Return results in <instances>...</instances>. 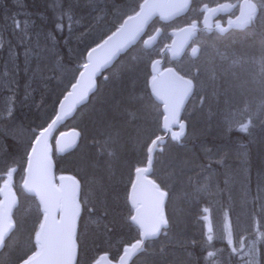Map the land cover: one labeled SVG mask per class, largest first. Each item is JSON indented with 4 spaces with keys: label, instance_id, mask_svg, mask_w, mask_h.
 Here are the masks:
<instances>
[{
    "label": "rangeland",
    "instance_id": "374dc122",
    "mask_svg": "<svg viewBox=\"0 0 264 264\" xmlns=\"http://www.w3.org/2000/svg\"><path fill=\"white\" fill-rule=\"evenodd\" d=\"M83 1H78L80 15L73 20L72 32L69 31L67 39L63 42L64 48L53 52L55 77L51 76V79L53 88H57L53 94L57 103L60 95L68 89L80 71L79 66L84 63V56L88 49L114 31L115 27L120 24L126 15L136 10L141 0H106L109 2V9H105L103 13L101 11L102 3L87 7L85 5L86 0ZM236 1V5L239 6L241 0ZM252 1L259 6L253 26L257 27L260 24L261 28H263L259 31L262 40L264 39V0ZM159 24V22L155 23L152 29ZM209 40L212 41L210 42ZM222 40V37L201 36L204 52L198 58L199 62L196 66H190L192 67L191 69L187 68V73L181 71L188 76L194 74L195 81L192 80L196 83L193 98L190 100L191 103H188L182 114L187 127H185L179 137L171 133L166 143L156 149L151 171V176L159 183V186L167 189L168 199H166L165 203V212L168 216H166L168 223L170 222L169 226L165 228V235L167 236L160 234L159 237L147 242L145 251L138 255L139 257L137 256V259L135 258L133 260L135 262H132V264H190L192 255L186 250V245L190 239L196 240L200 236L211 237L212 222H215L217 231L223 234L225 229L222 221L223 210L214 206L221 194V197H226L227 204L233 209L231 224L234 228V239H236L237 244L234 247L232 238L227 239V243L233 245V251L238 257V263L260 264L259 239L250 235L251 232L243 234V229H248V226L251 229L257 214L264 226V157H260L259 154L261 152L264 154V47L258 45L255 48H248L251 51L245 48L236 50ZM223 43L224 45H222ZM158 48L161 49L160 47ZM207 48L209 52L204 50ZM159 49L158 51L147 50L137 45L129 50L113 67L105 72V79L101 78V76L98 78L99 84H97V88L102 80L109 83H105L101 87L95 102L90 106L91 109L88 107L89 111L93 112L84 111L83 113L85 118L92 121V123L86 126L87 141L83 146L79 147V149L89 147V150L87 149V152L82 154L81 157L79 155L80 158L76 155L78 161L74 164L76 169L81 168V174L76 173L79 180H81V188H83L80 191L81 213L77 234L79 256L76 264H90L100 252H106L110 258L115 259L123 244L129 243L138 237L137 229L129 221L131 213L126 200L133 170L145 164L146 159L144 158L147 155L145 151L148 142L160 131L162 112L159 109L160 105L156 104V101L150 97L146 77L149 73L150 61L156 55L159 56ZM243 50L245 51L243 52ZM64 58L68 60L66 61ZM182 67L186 66L181 65L178 68ZM192 69L197 70V72L194 73ZM248 76L249 78H247ZM199 87L204 88L203 91L200 92ZM122 101L124 109L121 107L120 102ZM8 105L7 97L5 99L0 95V121L5 120L3 116L8 113ZM95 112L97 113L96 118L94 117ZM49 119L50 116L47 120L48 122ZM79 119L77 121L80 122ZM12 120H5V122H7L6 124L14 123L15 121ZM245 124L248 130L244 131V134L255 146V151L253 152L255 155V163L253 164L255 170L253 172L247 171V166L249 167L251 164L247 158L248 152L242 140H235L236 143L234 144L219 142L214 143L215 145L204 144L202 140L206 136L221 138L225 133ZM4 125H0L1 133H5ZM66 127L64 126L63 129ZM32 130L29 132V127L28 129L20 128L18 131L16 129V141L21 140L29 145L32 138ZM178 130L180 129L176 128V131ZM193 138L200 139L196 145L198 150L194 149L195 147L193 148L186 141L193 140ZM225 144L227 145L225 146ZM187 150L188 152H186ZM4 152H0V163L8 157L6 151ZM27 152L24 155L25 159ZM208 152L211 153L209 154ZM201 157L204 158V162L200 163L199 159ZM224 159L228 160L221 165ZM22 160L20 158L18 161L22 167L17 169L13 175L15 187L18 189L17 192L20 198L15 217H13L15 229L14 233H12L13 235H10L6 242L7 248L10 245H16L18 253L21 252L19 256L25 252L26 246L23 244L22 237L20 239L17 237L18 232L22 233V228L28 225L36 214V218H40V210L35 199L22 193L19 189L24 176L22 172L24 171V161ZM83 162L87 166V168L85 167L86 169L83 168ZM213 164H217V166ZM219 165L220 167H218ZM222 168L227 170L228 177L224 175L222 182H220L218 175L215 174ZM0 170L2 174H9L7 169ZM251 176L254 181L253 187L255 188L253 195L247 190V181ZM1 178L0 182L4 177ZM247 194L248 196H246ZM254 203L257 204H255L256 209L253 208ZM209 205L213 208H210ZM242 209L245 210L243 211ZM215 210L220 212L216 213ZM17 222L18 226L16 227ZM235 225L236 227H234ZM245 236L249 238H245ZM214 255H216L215 252ZM219 255L221 260H223V264H227L225 255L221 252ZM19 256L8 255V253L2 251L0 253V264L3 263L2 261L14 264V261Z\"/></svg>",
    "mask_w": 264,
    "mask_h": 264
},
{
    "label": "water",
    "instance_id": "95a60500",
    "mask_svg": "<svg viewBox=\"0 0 264 264\" xmlns=\"http://www.w3.org/2000/svg\"><path fill=\"white\" fill-rule=\"evenodd\" d=\"M190 2L191 0H142L134 13L124 18L108 37L85 53V63L79 66L80 71L59 99L51 121L37 136L27 156L20 190L26 195L33 196L39 205L41 220L36 233H40V238L37 239L35 233V251L18 264H24L25 260H29L30 264L76 263L80 183L70 173H56L50 137L59 124L69 118L80 104L87 101L97 86L98 76L141 39L154 18L164 23L170 22L184 15L190 7ZM220 8L211 7L204 12L201 20L202 30H209L211 21L218 13L229 11ZM256 10L249 0H243L237 15L228 18L224 27H215V29H220L221 32L231 28L241 29L254 21ZM196 29V22L193 21L179 29L169 31L172 36L171 42L165 45L161 53L169 49L171 59L179 58L190 40L195 37ZM160 31L157 28L151 36L146 37L143 46L153 47ZM196 51L197 47L194 46L191 53L194 54ZM162 62V58L152 62V76L149 77L148 88L152 97L162 105V130L168 134L172 129L173 134L180 136L185 128L182 122H179V115L190 96L191 85H186L187 80L176 74L172 68L160 71ZM185 88H188L186 94ZM175 126H179L180 130L174 131ZM164 137L159 136L151 140L147 148L145 168H139V172L137 170L134 172L127 194L131 210L130 221L137 228L142 240L145 238V232L161 218L166 220L164 202L167 193L150 177L156 145ZM78 140V131L69 130L59 133L54 143L55 152L65 153L72 150ZM160 192L164 193L163 197L159 195ZM17 206L18 196L12 188V177L7 175L0 184V231L6 233L4 245L14 229L12 216ZM132 217H136V220ZM137 242L132 241L125 245L116 260L109 259L103 252L91 264H131L134 257L142 250V243ZM3 247H0V252Z\"/></svg>",
    "mask_w": 264,
    "mask_h": 264
},
{
    "label": "trees",
    "instance_id": "16d2710c",
    "mask_svg": "<svg viewBox=\"0 0 264 264\" xmlns=\"http://www.w3.org/2000/svg\"><path fill=\"white\" fill-rule=\"evenodd\" d=\"M78 1L79 0H0V95L2 96V98H5V99L7 97V101L9 102L8 113L6 116H3V117H5L6 121H8L9 119H13L12 121H15L14 123H11V124H6L7 122H5V120L0 121V125L5 124L4 125L5 127H3L5 129V133L0 132L1 134L0 135V152L6 151V154H11L10 156H12L13 158H16L14 159L16 163H18L20 158L23 159L22 161H25L24 155L26 154V151L28 148V145L25 144V142H22L19 139H18L19 141H16L17 139L15 137L16 129L18 131L20 128L26 129V127H31L32 129L36 127L39 128L38 126L41 127L42 125L44 127L45 124L43 122L48 120L50 111H51L50 115H53L55 113L54 110L56 109L57 102L55 101L53 97V93L56 92L55 89L57 90V88L55 89L53 88L54 86H52L53 83L51 79V76L55 77L54 75L55 70L53 67L54 65L53 52L59 51V49L64 48L63 42L67 39L70 33L69 31H71V29L73 28V25H74L73 20L77 18V16L80 15L78 11L79 10ZM107 1L106 0H86L85 5L87 7H91V5L94 6L96 4L102 3L101 11L103 13L105 9L107 10L109 9V2ZM256 28L255 26H253V27H250L249 29H245L247 31L234 30L235 33H233V35L221 36L223 39L222 41L225 43L227 42L226 43L227 45L233 46L234 49L236 50H242L244 48L245 49L255 48L258 45H261L262 47H264V39L261 40V33L259 32L263 28H261L260 24ZM41 47H45V48H41ZM240 47L242 48L240 49ZM36 50L37 52L39 51L38 53L41 55V58H42L41 63H38L37 61L30 59L32 55L35 54ZM25 53L30 55V56L27 55V59L23 57L26 55ZM62 55H63V52H62ZM64 60L67 61V58H64ZM43 61H45L46 64H44L45 62ZM144 72H145V69H144ZM34 75H37V76H34ZM112 80L113 78L110 81L111 83H112ZM104 82L109 83L108 81H104ZM104 82L102 81L101 82L102 84L100 83L101 85L98 87L99 89L97 88V90L94 92L95 95L93 94L90 97L89 102L86 103L87 105L84 104L83 106L80 107V109L78 108L77 112L73 116L74 118L73 117L70 118L63 125V128L64 126L65 127L66 126L75 127L77 129L80 127L79 131H80L81 136L77 144L78 146H76L72 151L68 152V154H63V155H59V154L55 155V153L53 154V158L55 161V168L57 172H69V173L72 172V174L76 176H77V173L81 174V168L76 169L74 167V164L78 161L77 158L79 157V155L81 157L82 154L87 152V149L89 150V147H85L81 149H79V147L83 146L85 142L87 141L86 133H85L86 128H87L86 126L92 123V121H89L85 118V115L83 113L84 111H89L90 106L95 102V98L97 94L99 93V91H101V87L105 84ZM62 95H60L59 99L61 98ZM47 97H52V100H53L52 103L54 102L53 106L52 104L45 106L47 104V102L45 101ZM150 97L148 96V98ZM120 103H121V107L124 109L123 101ZM42 107L49 108L46 111L47 113H41ZM90 112L91 110L88 113ZM78 117H81V119H79ZM94 117L95 118L97 117L96 112L94 113ZM78 119L80 120V122L77 121ZM63 128H60V129H63ZM240 129H241V126H238L234 128V130L227 132L228 135L227 134H226L227 136L224 135L225 137L223 136L218 139L210 138V142L208 144L212 145L211 143H219V142L234 144L236 143L235 140L242 139V141L247 144V145L244 144L246 146V149L249 150V152L247 151L248 159L250 160V164H252L249 166V171L253 172L255 170L253 167V164L255 163V160H254L255 155L251 147L252 144L250 145L249 139L244 134L245 132L241 131ZM232 133L234 136L232 135ZM234 133H236V135ZM238 133L241 136L238 135ZM82 140L84 141L81 142ZM186 141L189 145H192L193 147H195L194 149L198 150V147L196 145L198 144L200 139L193 138V140L190 139ZM259 154L261 155V153ZM76 155L78 156L77 158H76ZM249 155L251 159L249 158ZM203 159L204 158L199 159L200 163L204 162ZM61 162H63L64 164L63 163L61 164ZM214 165H217V164H214ZM85 167L87 168V166H85V162H83V168ZM223 197L226 198L225 196ZM224 202L222 203V206H221V209H223L222 218H223V223L225 227L223 231L224 235L221 234L219 231H217L215 224L212 222L213 224L212 231L213 229L214 231L212 232L211 237H201L200 236L199 239H196L197 241L195 239L194 240L190 239L191 242L189 241L188 242L189 244L186 245V247L188 248L186 249L192 255V261L190 262V264H203V263L211 264L212 262H213L212 264L214 263L218 264L219 262H222L221 264H223V260L220 261L221 257L219 255V252L225 255L227 259V263L239 264L237 261L238 257L236 256V253L233 251V245L234 247L236 246V241H235L236 239H234V228L232 224H230V221H232V209L228 204H226V200ZM15 213L16 211L14 212L13 217H15ZM36 216L37 214L30 220V223L28 225L22 228V233L18 232L19 234L17 235L19 239L21 237H22L21 239H23V244L26 246L25 252L21 256H19L21 252L18 253L19 251H17L15 244L10 245L9 248H7V245H6L3 250L6 253H8V255L19 256L14 261V264L19 262L24 257H26L34 249L33 234H34V231L39 221V219H37ZM255 216L256 217L253 220V224L251 227V235L256 236L258 239L260 237L259 239L260 245L258 247H259V256L261 255V258H259V261L261 262L262 260L260 264H264L263 263L264 262V242H263L264 241V226L262 225L259 218L257 217L259 215L257 214ZM256 223L258 224L256 225ZM17 226H18V222L16 224V227ZM230 227H232V229ZM231 238H233L232 239L234 242L233 245H229L227 243V239H231ZM202 239L204 240V242L202 241ZM212 240L213 241L215 240V243ZM207 242L210 244H208ZM203 244L204 245L206 244V245L204 246ZM207 246H208V250H207ZM200 252H203L205 255ZM214 252L216 253V255H214ZM210 253L211 255H209ZM230 255L232 256L230 257ZM204 256H205V259H203ZM207 259L209 260V262L207 261ZM231 259L232 260L234 259L233 262ZM197 261H199V263ZM2 262H3L2 264H12L7 261H2Z\"/></svg>",
    "mask_w": 264,
    "mask_h": 264
},
{
    "label": "bare ground",
    "instance_id": "6f19581e",
    "mask_svg": "<svg viewBox=\"0 0 264 264\" xmlns=\"http://www.w3.org/2000/svg\"><path fill=\"white\" fill-rule=\"evenodd\" d=\"M115 1V0H114ZM118 1V0H117ZM119 1H121V0H119ZM243 0H241L240 1V3H239V5L241 4V2H242ZM72 2V1H71ZM191 2H192V0H191ZM249 2H251L252 3V5L257 9L256 10V14L258 13V11H259V6L257 5V3L256 2H253L252 0H249ZM73 3V2H72ZM74 5V4H73ZM190 5H191V3H190ZM203 6L205 5V4H202ZM60 6V5H59ZM75 6V5H74ZM79 6V5H78ZM138 6H139V4L137 5V8H136V10L138 9ZM71 7H72V5H71ZM76 7V6H75ZM80 7V6H79ZM58 8V7H57ZM54 9V8H53ZM59 9H61V8H59ZM76 10V9H75ZM84 10V9H83ZM82 10V11H83ZM135 10V11H136ZM60 11V10H59ZM81 11V10H80ZM134 12V11H133ZM132 12V13H133ZM132 13H130V14H128V15H126L124 18H126L127 16H129V15H131ZM187 13H185L184 14V16L186 15ZM123 18V19H124ZM179 17H177V18H174L173 20H175V19H178ZM123 19H122V21H123ZM202 20V19H201ZM201 20H200V22H199V24L200 25H198V22H196V34L199 32V31H202V24H201ZM121 21V22H122ZM74 22V21H73ZM120 22V23H121ZM157 22H159V23H162L160 20H158L157 18H154L152 21H151V23H157ZM252 22L253 21H251L250 22V24H248V25H246V26H244L243 28H241V29H235V28H231V29H228L227 31H229V30H245V29H247L248 27H250V26H253L255 23L253 22V24H252ZM119 25V24H118ZM117 25V26H118ZM72 27V26H71ZM157 27V26H156ZM258 27V26H257ZM256 28V27H255ZM71 29V28H70ZM115 29H116V27H115ZM114 29V30H115ZM249 29V28H248ZM257 29V28H256ZM255 29V30H256ZM220 29H215V31H212V32H214V33H211V34H207V33H209V32H211V30H207V32L206 33H202V34H200V36H199V38L201 39V36H203V35H206V36H216V37H221V36H223V35H226V32H221V31H219ZM75 31V30H74ZM245 31H247V30H245ZM72 32V31H71ZM113 32V31H112ZM111 32V33H112ZM111 33H109L106 37H108ZM235 33V32H234ZM233 35V34H232ZM37 37V36H36ZM73 37V36H72ZM105 37V38H106ZM229 38V37H228ZM32 39V38H31ZM230 39V38H229ZM228 39V40H229ZM14 40V39H13ZM12 40V41H13ZM10 41V40H9ZM31 41V40H30ZM208 41V40H207ZM210 41V40H209ZM212 41V40H211ZM210 41V42H211ZM217 41V40H216ZM14 42V41H13ZM101 42V41H100ZM100 42H98V43H100ZM204 42V41H203ZM214 42H215V40H214ZM28 43H30V42H28ZM51 43H52V41H51ZM97 43V44H98ZM227 43V42H226ZM15 44V43H14ZM97 44H95V45H97ZM52 45V44H51ZM95 45H93V46H95ZM138 45H140V46H142V48H144V49H147V50H150L151 48H145L144 46H143V44H138ZM222 45H224V43L222 44ZM222 45H220V46H222ZM53 46V45H52ZM92 46V47H93ZM137 46V45H136ZM209 46V45H208ZM215 46V45H214ZM213 46V47H214ZM92 47H90V48H92ZM165 47V45L160 49V52H159V56H155L154 58H152V60L150 61V64H149V75H148V77H147V86H148V80H149V77L150 76H152L151 75V64H152V62L154 61V60H156V59H160V58H162L163 59V62H162V64H161V66H160V71H162V70H164V69H167V68H172L174 71H175V73L176 74H178L180 77H182V78H184V79H186L187 81H191V93H190V96L188 97V99H187V101H186V103L184 104V106H183V108H182V110H181V112H180V115H179V122H182V124H183V126H184V128L185 127H187L186 126V121L182 118V114L184 113V111H185V108L187 107V105H188V103L190 102V100L193 98V93H194V91H195V88H196V83H194L193 82V80L195 81V75L193 74V75H191V76H188V75H186V74H184V73H182V72H179L178 70H177V68H175V66L173 65V64H169V63H167V61H170V62H172V61H175V60H178V59H181V57L184 55V54H187V56H188V58L189 59H191V60H196V59H198L200 56H201V54H200V56H199V53H198V47H197V51H196V53H191V50H192V48L194 47H191V49L189 50V51H185L186 50V48L187 47H185L184 48V50H183V52H182V54H181V56L179 57V58H176V59H171L170 58V56H169V49H167L166 51H164L163 53H161V51H162V49ZM227 47V46H226ZM253 47V46H252ZM40 48V47H39ZM41 48H45V47H41ZM89 48V49H90ZM203 44H202V51H203ZM219 48V47H218ZM88 49V50H89ZM35 50V49H34ZM40 50V49H39ZM43 50V49H42ZM46 50V49H45ZM44 50V51H45ZM205 51L206 50H208V48L207 49H204ZM220 50V49H219ZM223 50V49H222ZM249 50V49H248ZM218 51V50H217ZM245 50H243V52H244ZM249 51H251V50H249ZM249 51H248V53H249ZM39 52V51H38ZM37 52V50L35 51V54H33L32 55V57L30 58V59H32V60H35V61H37L38 63H41V60H42V58H41V55L39 54ZM204 52V51H203ZM208 52H209V50H208ZM233 52V51H232ZM242 52V51H241ZM214 53V52H213ZM212 53V54H213ZM225 53V52H224ZM26 54V53H25ZM45 54V53H44ZM206 54V53H205ZM204 54V55H205ZM246 54V53H245ZM27 55H29V54H26L25 56H23L25 59H27ZM251 55V54H250ZM257 55V54H256ZM30 56V55H29ZM124 56V55H123ZM210 56H212V55H210ZM241 56H242V54H241ZM244 56V55H243ZM246 56V55H245ZM43 57H45V56H43ZM208 57V56H207ZM255 57V56H254ZM253 57V58H254ZM256 57H258V56H256ZM204 58H206V57H204ZM211 58V57H210ZM123 59V58H122ZM248 59H249V57H248ZM251 59V58H250ZM256 59V58H255ZM68 60V59H67ZM203 60V59H202ZM201 60V61H202ZM205 60V59H204ZM212 60V59H211ZM49 61V60H48ZM200 61V62H201ZM240 61V60H239ZM242 61V60H241ZM43 62H45V61H43ZM199 62V61H198ZM197 62V63H198ZM213 62V61H212ZM215 62V61H214ZM25 63V62H24ZM36 63V62H35ZM67 63V62H66ZM34 64V63H33ZM44 64H46V62L44 63ZM205 64V63H204ZM240 64V63H239ZM117 65V64H116ZM212 65V64H211ZM18 66V65H17ZM25 66V65H24ZM43 66V65H42ZM196 66V65H195ZM30 67V66H29ZM47 67V66H46ZM200 67V66H199ZM210 67V66H209ZM212 67V66H211ZM19 68V67H18ZM33 69V68H32ZM216 69V68H215ZM219 69V68H218ZM193 70V69H192ZM198 70H200V69H198ZM28 71H30V70H28ZM194 71V70H193ZM201 71V70H200ZM105 72L106 71H103L99 76H98V78L101 76V78H104L105 79V77H106V74H105ZM196 72H197V70H196ZM210 72V71H209ZM41 73V72H40ZM264 73V72H263ZM29 76H30V74H29ZM34 76H37V75H34ZM33 76V77H34ZM199 76V75H198ZM202 76V75H201ZM32 77V76H31ZM100 78V79H101ZM108 78H109V76H108ZM247 78H249V76L247 77ZM258 78H259V76H258ZM40 79V78H39ZM193 79V80H192ZM107 80V79H106ZM247 80V79H246ZM253 80V79H252ZM103 81V80H102ZM101 81V82H102ZM261 81V80H260ZM28 82H30V81H28ZM100 82V81H99ZM100 82V83H101ZM104 82V81H103ZM244 82V81H243ZM105 83V82H104ZM201 83H202V81H201ZM200 83V84H201ZM97 84H99L98 83V81H97ZM102 84V83H101ZM100 84V85H101ZM205 84V83H204ZM243 84V83H242ZM257 85V84H256ZM205 86V85H204ZM247 87V86H246ZM245 87V88H246ZM263 87V86H262ZM200 88V92L201 91H203V89L204 88H201V87H199ZM96 89H97V86H96V88H95V90L89 95V97H88V99H87V101L86 102H84V103H82V104H80L76 109H75V111H74V113L69 117V118H67L63 123H61V124H59L57 127H56V129L53 131V134L51 135V137H50V145H51V147H52V157H53V154L55 153V155L56 154H59V155H63V154H68V152H70V151H72L76 146H78L77 144H76V146L72 149V150H70V151H67V152H65V153H57V152H55V149H54V143H55V140H56V137H57V135L59 134V133H61V132H66V131H69V130H74V131H78V134H79V139H80V131L78 130V129H76V128H73V127H66L65 129H60V128H63V125L65 124V122H67V120H69L70 118H72L74 115H75V113L77 112V110H78V108L80 109V107L81 106H83L84 104H86L87 102H89V99H90V97H91V95L96 91ZM99 89V88H98ZM261 89V88H260ZM60 90V89H59ZM68 90V89H67ZM66 90V91H67ZM65 91V92H66ZM148 91H149V88H148ZM234 91V90H233ZM251 92V91H250ZM54 94V93H53ZM64 94V93H63ZM149 94H150V92H149ZM62 95V94H61ZM95 95V94H94ZM150 96H151V98L154 100V101H156L153 97H152V95L150 94ZM255 96V95H254ZM59 99V98H58ZM262 100V99H261ZM46 102H47V104L45 105V106H48V105H51L52 104V106H53V104H54V102L52 103V97H47V99L45 100ZM193 101V100H192ZM191 103V102H190ZM156 104H159L160 105V108L159 109H161V104L160 103H158L157 101H156ZM87 105V104H86ZM53 108V107H52ZM42 109V112L41 113H45L49 108H46V107H42L41 108ZM54 109V108H53ZM91 109V108H90ZM188 109V108H187ZM53 112V111H52ZM54 112H55V110H54ZM160 112H162V110L160 111ZM197 112V111H196ZM186 113V112H185ZM78 114V113H77ZM54 115V114H53ZM53 115H49L50 116V119H49V122L51 121V119H52V117H53ZM87 115V114H86ZM185 115V114H184ZM45 117V116H44ZM162 117H163V113H162V116H161V125L159 126L160 127V131H159V133H157L155 136H153V138L151 139V140H153V139H155L156 137H159V136H161V137H163V136H165L164 137V139H162L160 142H158L157 143V145H156V149L158 148V147H160L161 145H163L164 143H166V141H167V138L169 137V135L172 133L171 131H172V129L170 130V133H168V134H166V132L164 131V130H162ZM74 118V117H73ZM79 118V117H78ZM49 122L47 121L46 123H45V121L43 122L44 124H45V126L43 127V125L41 126V127H39V128H36V129H33L32 130V138L30 139V142H29V145H30V148H29V150H28V152H27V155H26V159H25V161H24V163H23V165H24V171H22V168H21V171L25 174V163H26V161H27V156H28V153H29V151H30V149H31V146L33 145V143L35 142V140H36V138H37V136L40 134V132L41 131H43L44 129H45V127L49 124ZM48 123V124H47ZM157 123H159V122H157ZM73 126V125H72ZM217 126V125H216ZM222 126H224V125H222ZM34 127V126H33ZM190 127H192V126H190ZM227 127V126H226ZM234 127H236V126H234ZM27 129H28V127H26ZM176 128H179V126H175V127H173V130L174 131H176ZM31 127H29V132L31 131ZM180 129V128H179ZM231 129H233L232 127H231ZM234 130V129H233ZM189 132V131H188ZM186 133V132H185ZM247 133V132H246ZM34 134H35V136H34ZM188 134V133H187ZM227 133H225L224 135H226ZM235 135H236V133H234ZM1 135V134H0ZM189 135V134H188ZM188 135H187V138H188ZM228 135V134H227ZM226 135V136H227ZM232 135H233V133H232ZM238 135H240L239 133H238ZM247 135V134H246ZM186 136V135H185ZM234 136V135H233ZM241 136V135H240ZM34 137V138H33ZM171 137H172V135H171ZM174 137V136H173ZM179 137V136H178ZM222 137V136H221ZM225 137V136H224ZM239 137V136H238ZM192 138V137H191ZM231 138V137H230ZM235 138V137H234ZM173 139H175V138H173ZM202 139V138H201ZM218 139V138H217ZM244 139V138H243ZM151 140L148 142V145H147V148H148V146H149V144H150V142H151ZM204 142V144H208L209 142H210V137L209 136H206L204 139H202ZM224 140H225V138H224ZM233 140V139H232ZM242 140V139H241ZM226 141H228V140H226ZM249 141H250V145L252 144V142H251V140L249 139ZM78 142H79V140H78ZM215 142V141H214ZM3 143V142H2ZM173 143V142H172ZM194 143V142H193ZM192 143V144H193ZM223 143V142H222ZM225 143V142H224ZM211 144H214V143H211ZM228 144V143H227ZM227 144H225V146L227 145ZM244 144H246L245 142H244ZM257 144H259V143H257ZM29 145H28V147H29ZM174 145V144H173ZM215 145V144H214ZM240 145V144H239ZM242 145V144H241ZM247 145V144H246ZM177 146V145H176ZM186 146H188V145H186ZM258 146V145H257ZM260 146V145H259ZM185 147V146H184ZM229 147H230V145H229ZM235 147H236V145H235ZM241 147H243V146H241ZM251 147H252V149H253V152L255 151L254 150V147L255 146H253V145H251ZM147 148H146V154H147ZM192 148V147H191ZM194 148V147H193ZM225 148V147H224ZM28 149V148H27ZM156 149H155V151H156ZM179 149V148H178ZM209 149H211V148H209ZM213 149V148H212ZM211 149V150H212ZM173 150V149H172ZM192 150V149H191ZM235 150V149H234ZM244 150V149H243ZM246 150V149H245ZM258 150H259V148L257 149V152H258ZM155 151H154V154H155ZM196 151V150H195ZM206 151V150H205ZM247 151L249 152V150L247 149ZM177 152V151H176ZM186 152H188V150L186 151ZM244 152V151H243ZM184 153V152H183ZM207 153V152H206ZM209 154L211 153V152H208ZM154 154H153V159H154ZM192 154V153H191ZM253 154V153H252ZM11 154H7V156L8 157H6L5 158V161H2V163H0V169H7L8 170V172H9V174H7V173H3L2 174V172H1V170H0V178L2 177H4V179H5V177L8 175V176H11L12 177V188H13V190L15 191V193H17V187H15V182H14V178H13V175H14V173H15V171L17 170V169H19L20 167H22V166H20V162H18V163H16L15 161H14V159H13V157L12 156H10ZM71 155V154H70ZM145 155V154H144ZM144 155H142V156H144ZM164 155V154H163ZM168 155V154H167ZM175 155V154H174ZM199 155V154H198ZM66 156V155H65ZM67 156H69V155H67ZM165 156V155H164ZM172 156V155H171ZM264 157V154L261 152V155H260V157ZM12 157V158H11ZM57 157V156H56ZM156 157V156H155ZM176 157V156H175ZM2 158V157H1ZM19 158V157H18ZM58 158V157H57ZM65 158V157H64ZM173 158V157H172ZM202 158V157H201ZM222 158V157H221ZM227 158V157H226ZM248 158V157H247ZM249 158H250V155H249ZM54 159V158H53ZM63 159V158H62ZM67 159V158H66ZM66 159H64V160H66ZM144 159H146L145 160V164H146V161H147V155H146V158H144ZM162 159H163V157H162ZM198 159V158H197ZM251 159V158H250ZM61 160V159H60ZM156 160V159H155ZM168 160V159H167ZM221 160V159H220ZM220 160H218V162H220ZM228 160V159H227ZM226 159H224L222 162H221V165H222V163L223 162H225V161H227ZM255 160V159H254ZM232 161V160H231ZM64 162H66V161H64ZM212 162V161H211ZM250 162V161H249ZM257 162H258V160H257ZM260 162V161H259ZM63 162H61V164H62ZM155 163V162H154ZM157 163V162H156ZM64 164V163H63ZM142 164V163H141ZM145 164L144 165H140V166H138V167H136L134 170H133V176H134V172L137 170V169H139V168H145ZM219 164V163H218ZM230 164V163H229ZM228 164V165H229ZM260 164V163H259ZM214 165V164H213ZM252 165V164H251ZM152 166H153V162H152V164H151V171H152ZM156 166V165H155ZM192 166V165H191ZM190 166V167H191ZM215 166H217V165H215ZM215 166H213V167H215ZM224 166V165H223ZM250 166V165H249ZM219 167H220V165H219ZM262 167V166H261ZM217 168V167H216ZM195 169V168H194ZM196 169H198V168H196ZM200 169V168H199ZM209 169V168H208ZM225 169V168H224ZM223 168H222V170H220L219 172H217L215 175H218L217 177H218V179H219V181L220 182H222V177H224V175H226L227 176V170H224ZM228 169V168H227ZM252 169V168H251ZM250 169V170H251ZM264 169V168H263ZM55 170H56V168H55ZM191 170H192V168H191ZM190 170V171H191ZM211 170V169H210ZM214 170V169H213ZM245 170V169H244ZM76 171H78V170H76ZM243 171V170H242ZM247 171H249V167L247 166ZM263 171V170H262ZM21 172V173H22ZM57 172V171H56ZM74 172V171H73ZM205 172V171H204ZM250 172V171H249ZM252 172V171H251ZM257 172V171H256ZM57 173H64V172H57ZM72 173V172H71ZM156 173H158V172H156ZM215 173V172H214ZM247 173V172H246ZM152 174V173H151ZM150 174V175H151ZM4 175V176H3ZM20 175V174H19ZM201 175H202V173H201ZM251 175V174H250ZM261 175V174H260ZM133 176H132V179H133ZM199 176V175H198ZM205 176H207V175H205ZM249 176V175H248ZM18 177V176H17ZM16 177V178H17ZM24 177V176H23ZM153 177V176H152ZM200 177H202V176H200ZM215 177V176H214ZM228 177V176H227ZM1 178V179H2ZM82 178V177H81ZM80 178V179H81ZM209 178V177H208ZM252 178V176L250 177V179L247 181V190H249L251 193L250 194H252L253 195V193L255 192V188L253 187V180L251 179ZM3 179V180H4ZM263 179V178H262ZM2 180V181H3ZM215 180H216V178H215ZM246 180H247V178H246ZM1 181V182H2ZM23 181V180H22ZM132 181V180H131ZM218 181V182H219ZM1 182H0V184H1ZM17 182V181H16ZM155 182H157L156 180H155ZM204 182V181H203ZM208 182V181H207ZM256 182V181H255ZM263 182H264V180H263ZM22 183V182H21ZM79 183H80V188H79V193H78V202H79V206H80V212H81V204H80V191H81V189H83V188H81V180H79ZM211 183V182H210ZM131 184V183H130ZM157 184L159 185V183L157 182ZM226 184V183H225ZM130 186V185H129ZM221 186V185H220ZM219 186V188H221ZM225 187V186H224ZM21 188V185H20V187H19V189ZM128 188V187H127ZM259 188V187H258ZM167 190V189H166ZM263 190V189H262ZM128 191H129V189H128ZM228 191V190H227ZM222 192V191H221ZM257 192V191H256ZM167 193V192H166ZM210 193V192H209ZM212 193V192H211ZM229 193V192H228ZM168 196V195H167ZM166 196V199H168V197ZM221 196H222V194H221ZM219 197V200H218V202H216V204L214 205L215 207L217 206V207H219L220 209H221V206H222V203L226 200V198H224V197ZM246 196H248V194L246 195ZM251 196V195H250ZM253 197V196H252ZM225 200H224V199ZM247 198V197H246ZM254 198V197H253ZM233 199V198H232ZM214 200H215V198H214ZM217 200V199H216ZM244 200V199H243ZM251 200V199H250ZM254 200V199H253ZM199 201V200H198ZM126 202H127V200H126ZM208 202V201H207ZM237 202V201H236ZM250 202V201H249ZM26 203V202H25ZM83 203V202H82ZM209 203V202H208ZM207 203V204H208ZM225 203V202H224ZM248 203V202H247ZM252 203V202H251ZM196 204V203H195ZM200 204V203H199ZM204 204V203H203ZM226 204H227V202H226ZM225 204V205H226ZM185 205V204H184ZM197 205H198V203H197ZM205 205V204H204ZM241 205V204H240ZM239 205V206H240ZM255 205V204H254ZM253 205V208H255V206ZM261 205V204H260ZM83 206V205H82ZM179 206H181V205H179ZM183 206V205H182ZM201 206V205H200ZM233 206V205H232ZM248 206V205H247ZM189 207V206H188ZM202 207V206H201ZM209 207L210 208H213L212 206H210L209 205ZM229 207V206H228ZM236 207V206H235ZM183 208H184V206H183ZM197 208H199V207H197ZM204 208V207H203ZM208 208V207H207ZM223 208V207H222ZM243 208V207H242ZM247 208V207H246ZM259 208H262V207H259ZM209 209V208H208ZM225 209V208H224ZM249 209V208H248ZM214 210V209H213ZM223 210V209H222ZM227 210V209H226ZM233 210V209H232ZM235 210V209H234ZM243 210V209H242ZM245 210V209H244ZM243 210V211H244ZM192 211V210H191ZM216 211V210H215ZM250 211V210H249ZM198 212H200V211H198ZM217 212H220V211H216V213ZM253 212V211H252ZM177 213V212H176ZM196 213H197V211H196ZM229 213V212H228ZM234 213V212H233ZM239 213V212H238ZM194 214H195V210H194ZM254 214V213H253ZM256 214V213H255ZM245 215V214H244ZM262 215V214H261ZM166 216H167V214H165V218H166ZM191 216V215H190ZM194 216V215H193ZM196 216V215H195ZM200 216V215H199ZM253 216V215H252ZM130 217H131V215H130ZM130 217H129V221H130ZM168 217V216H167ZM187 217V216H186ZM209 217H210V215H209ZM219 217H221V216H219ZM245 217V216H244ZM256 217V216H255ZM258 217V216H257ZM196 218V217H195ZM229 218V217H228ZM249 218H250V216H249ZM223 219V218H222ZM214 220V219H213ZM230 220V219H229ZM257 220V219H256ZM166 221H167V223L165 224V225H161V227H160V230H159V232L157 233V235L156 236H154V237H145L143 240L141 239V237H140V235H139V233H137L138 234V237L136 238V239H134V240H132V241H142V250L138 253V255H140L141 253H143L144 251H145V246H146V243L147 242H149L150 240H154L156 237H159V235L161 234H164V233H166V230H165V228L166 227H168L169 226V223H168V220H167V218H166ZM199 221V220H198ZM223 221V220H222ZM251 221V220H250ZM131 222V221H130ZM220 222V221H219ZM237 222V221H236ZM235 222V223H236ZM249 222V221H248ZM210 223V222H209ZM215 223V222H214ZM239 223V222H238ZM237 223V224H238ZM245 223V222H244ZM251 223V222H250ZM259 223V222H258ZM258 223H256V225L258 224ZM263 223V222H262ZM230 224H231V221H230ZM247 224V223H246ZM129 225V224H128ZM171 226H172V224H171ZM212 226H213V224H212ZM239 226V225H238ZM130 227V226H129ZM234 227H236V225L234 226ZM245 227V226H244ZM130 228H134L133 226L132 227H130ZM196 228H198L197 226H196ZM205 228V227H204ZM211 228H213V227H211ZM217 228V227H216ZM231 229H232V227H230ZM14 229H15V223H14ZM170 229V228H169ZM219 229V228H218ZM237 229V228H236ZM253 229V228H252ZM112 231V230H111ZM176 231V230H175ZM213 231H214V229H213ZM212 231V232H213ZM232 231V230H231ZM238 231L240 232V230L238 229ZM255 231V230H254ZM257 231V230H256ZM198 232V231H197ZM249 232H251V229H250V227L248 226V229H246V230H244L243 229V234H246V233H249ZM134 233V232H133ZM200 233V232H199ZM232 233V232H231ZM237 233V232H236ZM254 233V232H253ZM136 234V235H137ZM197 234V233H196ZM207 234H209V233H207ZM11 235V234H10ZM9 235V236H10ZM136 235H135V237H136ZM165 235V234H164ZM171 235H173V234H171ZM175 235V234H174ZM216 235V234H215ZM224 235V234H223ZM251 235V234H250ZM260 235V234H259ZM8 236V237H9ZM165 236H167V235H165ZM169 236H170V234H169ZM193 236V235H192ZM129 237V236H128ZM133 237H134V235H133ZM217 237H219V236H217ZM249 238L248 236H245V238ZM251 237V236H250ZM127 238V237H126ZM130 238V237H129ZM191 238V237H190ZM215 238V237H214ZM233 239V238H232ZM256 239V238H255ZM259 239H260V237H259ZM178 240V239H177ZM194 240V239H193ZM223 240V239H222ZM251 240V239H250ZM253 240V239H252ZM131 241V242H132ZM197 241V240H196ZM202 241L204 242V240L202 239ZM213 241V240H212ZM238 241V240H237ZM255 241V240H254ZM258 241V240H257ZM131 242H129V243H125V244H123L122 246H121V250L120 251H118L119 253H117V255H116V257L121 253V251H122V248L125 246V245H128V244H130ZM191 242V241H190ZM202 242V243H203ZM214 243H215V240L213 241ZM264 242V241H263ZM198 243V242H197ZM197 243H195V244H197ZM208 243V242H207ZM214 243H212V244H214ZM220 243H221V241H220ZM234 243V242H233ZM257 243V242H256ZM260 243V242H259ZM149 244V243H148ZM189 244V243H188ZM208 244H210V243H208ZM217 244V243H216ZM215 244V245H216ZM227 244V243H226ZM237 244V243H236ZM200 245V244H199ZM204 245V244H203ZM206 245V244H205ZM204 245V246H205ZM260 245V244H259ZM183 246V245H182ZM201 246V245H200ZM199 246V247H200ZM212 246V245H211ZM214 246V245H213ZM244 246V245H243ZM262 246V245H261ZM148 247V246H147ZM210 247V246H209ZM221 247V246H220ZM228 247V246H227ZM236 247V246H235ZM102 248V247H101ZM165 248V247H164ZM179 248V247H178ZM183 248V247H182ZM196 248V247H195ZM214 248V247H213ZM188 249V248H187ZM186 249V250H187ZM199 249V248H198ZM215 249V248H214ZM218 249V248H217ZM224 249V248H223ZM207 250H208V246H207ZM99 251V250H98ZM185 251V250H184ZM188 251V250H187ZM204 251H206V250H204ZM262 251V250H261ZM148 252V251H147ZM194 252V251H193ZM192 252V253H193ZM219 252V251H218ZM226 252V251H225ZM100 253H102V252H100ZM99 253V254H100ZM200 253H203V252H200ZM220 253V252H219ZM242 253V252H241ZM145 254V253H144ZM204 254V253H203ZM202 254V255H203ZM137 255V256H138ZM196 255V254H195ZM205 255V254H204ZM136 256V257H137ZM155 256V255H154ZM232 255H230V257H231ZM136 257H134V259L136 258ZM139 257V256H138ZM221 257V256H220ZM223 257V256H222ZM94 258V257H93ZM184 258V257H183ZM195 258V257H194ZM193 258V259H194ZM198 258V257H197ZM257 258H259V257H257ZM260 258H261V255H260ZM95 259V258H94ZM93 259V260H94ZM133 259V260H134ZM137 259V258H136ZM203 259H205V256H204V258ZM209 259V258H208ZM207 259V261L209 262V260ZM223 259V258H222ZM236 259V258H235ZM92 260V261H93ZM131 261V264H132V262H135V261ZM183 260V259H182ZM232 260V259H231ZM234 260V259H233ZM233 260H232V262H233ZM240 260V259H239ZM91 261V262H92ZM186 261V260H185ZM205 261V260H204ZM220 261H221V259H220ZM230 261V260H229ZM238 261V260H237ZM172 262V261H171ZM195 262V261H194ZM198 263H199V261H197ZM206 262V261H205ZM234 262H236V261H234ZM261 262H262V260H261ZM260 262V263H261ZM1 263V262H0ZM182 263V262H181ZM213 263V262H212ZM211 263V264H212ZM218 263V262H217ZM222 262H219L218 264H221ZM91 264V263H90ZM204 264V263H203ZM209 264V263H208ZM215 264V263H214ZM228 264V263H227ZM234 264V263H233Z\"/></svg>",
    "mask_w": 264,
    "mask_h": 264
},
{
    "label": "flooded vegetation",
    "instance_id": "af4514ba",
    "mask_svg": "<svg viewBox=\"0 0 264 264\" xmlns=\"http://www.w3.org/2000/svg\"><path fill=\"white\" fill-rule=\"evenodd\" d=\"M205 4L204 6L201 4ZM199 4V5H198ZM237 1L236 0H192L190 8L187 12V14L182 17H179L178 19H175L171 22L168 23H160L159 25H156L161 29V33L158 38L157 46L153 49L154 51H158V47L161 48V46H164L171 40V35L169 34V31L180 28L190 22L196 21L198 22V25L200 20L202 19L203 13L207 11V9L211 7H221V10H229L227 13H218L216 17L211 21V25L209 27V30L211 32L207 34L214 33L212 31H215V27H224L226 25V21L228 18H233L239 9V6L236 5ZM204 7V9H202ZM155 23H151L149 27L147 28L146 35H150L157 27L152 29V26ZM207 29H203L202 31H199L195 37L189 42V45L187 46L185 51H189L191 47L197 46L198 47V53L199 56L200 54L203 53L202 51V44H201V39L199 38L200 34L206 33ZM234 33V30H229L226 32V35H232ZM160 50V49H159ZM157 54V52H156ZM198 62V59L196 60H191L188 58L187 54H184L181 59L175 60V61H167L169 64H173L175 68L179 72H184L187 73V68L191 69L192 65H196ZM186 66L182 68H178L179 66ZM194 73H196V70H194Z\"/></svg>",
    "mask_w": 264,
    "mask_h": 264
},
{
    "label": "snow or ice",
    "instance_id": "6c2138e0",
    "mask_svg": "<svg viewBox=\"0 0 264 264\" xmlns=\"http://www.w3.org/2000/svg\"><path fill=\"white\" fill-rule=\"evenodd\" d=\"M145 19H146V18H145ZM185 84L188 85V86H190V85H191V81H185ZM187 91H188V88H185V90H184L185 94L187 93ZM9 114H10V113H9ZM58 119H59V117H58ZM240 130H241V131H247V130H248L247 125H246V124H245V125H242ZM154 143H155V142H154ZM150 151H151V149H150ZM139 171H140V169H137V172H139ZM159 195H160L161 197H163V196H164V193H163V192H160ZM132 219H133V220H136V217H132ZM166 223H167V221H166V220H163V219L161 218V220H160L157 224L153 225L152 228H151L149 231L145 232V234H144L145 237L154 236L157 232H159V230H160V225H162V224H166ZM9 227H11V225H9ZM41 228H43V224H41ZM5 235H6L5 232L0 231V247L4 246ZM36 236H37V239H39V238H40V233L37 232V233H36ZM137 243H138V244H139V243H142V241H138ZM133 247H135V245H134ZM209 255H211V253H210ZM24 264H30V261H29V260H25V261H24Z\"/></svg>",
    "mask_w": 264,
    "mask_h": 264
}]
</instances>
